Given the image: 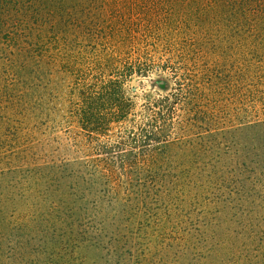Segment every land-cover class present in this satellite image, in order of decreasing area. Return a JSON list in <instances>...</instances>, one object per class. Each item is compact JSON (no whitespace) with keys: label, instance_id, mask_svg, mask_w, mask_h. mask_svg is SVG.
<instances>
[{"label":"rangeland","instance_id":"rangeland-1","mask_svg":"<svg viewBox=\"0 0 264 264\" xmlns=\"http://www.w3.org/2000/svg\"><path fill=\"white\" fill-rule=\"evenodd\" d=\"M197 1L72 0L71 5L76 6L73 10L79 14L77 21L84 27V32L79 34L66 15L64 19L68 25L67 42L76 47L84 46L87 62H91V58L96 56L95 53H113L120 57L142 60L145 65L156 69L150 70L152 72L149 76L134 75L129 78L121 93L136 102L133 112L137 113L138 119L148 99L170 96L175 114L172 118L174 126L166 132L167 139L173 141L183 134L181 138H185L180 140L184 141V145L186 140L194 138L193 135L210 129H238L257 123L255 128L246 129L241 135L237 133L235 141L240 137V142L236 148L247 152L254 144L257 153L264 157V26L238 25L239 23L229 22L228 19L207 21L206 24L200 23L201 21L183 25L181 23L184 21L177 23L180 18L184 19L187 15L191 16L200 11L197 10ZM220 13L221 16V10ZM72 16L69 18H75ZM71 30L75 32H70ZM159 81L166 82L165 88L159 86ZM74 82L76 80L65 73L51 77V81L39 82L41 84L33 89L32 98L28 96V99H22V102L27 101V106L21 105L19 99H12L4 94L2 96L0 90V172L1 169L8 168L10 160L14 167H28L30 163H42L37 160L41 155H47V160L60 161L63 153L82 158L91 157L90 160L99 154L98 143L87 142L86 146L76 144V135L80 130L77 124L79 119L77 123L70 119L73 118L72 101L79 102L80 99L72 98ZM95 92L104 91L97 89ZM19 93L12 92L14 96ZM29 102H32L30 107ZM189 122L196 123L192 130L188 126H182ZM128 125L127 122L114 124L109 135L101 140L110 144L116 143L118 133ZM103 151H100L97 159ZM255 151L256 149L253 150ZM252 161L255 163H251L240 176L248 188H258V195L254 191L256 197L253 203H243L244 208H248L246 213H249V217L245 214L244 220L249 221L241 224L239 218V221L227 222L232 216L231 211L219 207L213 212L209 207L206 214V208L202 205L200 212L195 211L199 213L198 218L192 214L187 218V224L179 225L181 230L188 226L194 235L203 232L205 241L198 240L197 244L189 248L192 254L188 251L180 259V253L174 249L163 250L158 244L151 248L145 246L144 250L147 251L143 253L148 252L150 261H144V264H185L190 261L189 264H220L225 257L218 249L230 240L238 244L232 258L230 257L233 252L228 257V264H232L236 258L245 262L244 264H264V160ZM97 164L103 166L98 160L93 162V166ZM98 176L95 171L90 176L94 185L80 180L75 187L68 184L64 191V201L71 199L74 196L72 194L76 193L86 196L85 205L89 206L88 212L81 213L82 221L91 230V237L86 243L88 247L78 249L74 259L70 261L71 264H100L99 257L106 259L110 252L109 247L103 249L107 242L104 235L115 231L117 223H127L134 229V225L140 221L136 215H129L123 223V219L127 218L124 214H116L108 219L93 210L91 205L96 195L105 191L103 186L95 184ZM3 178L11 181L3 182ZM0 181V237H4L0 239V243H3L0 247V264H32L40 263L41 259L49 264H57L54 259L59 256L67 259L68 253L65 256L66 251L61 248V244L46 248L41 246L51 240L46 241L43 238L45 233L42 237L38 224L47 225L46 220L50 222V218L55 217L49 208L55 201L48 198L49 203L45 204L42 193H33L30 205H25L34 189L33 181L17 184L13 180V174L9 173L0 175ZM57 188L59 190L55 188L52 192L61 193L65 186ZM78 188L82 189L79 193ZM58 193L55 195L56 200L59 199ZM120 196H124L123 192ZM58 215L64 216L60 211ZM218 228L219 235L214 236V231ZM67 231L65 228L58 234L64 235L61 232ZM245 241L252 242L249 247L253 252L249 257L246 255V248L241 249ZM211 244H214V253L208 251ZM119 262L141 263H125L118 256L107 259V264ZM61 264H65V260Z\"/></svg>","mask_w":264,"mask_h":264},{"label":"trees","instance_id":"trees-1","mask_svg":"<svg viewBox=\"0 0 264 264\" xmlns=\"http://www.w3.org/2000/svg\"><path fill=\"white\" fill-rule=\"evenodd\" d=\"M71 1L0 0L2 96L4 94L6 97L19 99L21 105L27 106V101L22 102V99H28V96L32 98L33 89L41 84L39 82L51 81V77L63 73L70 75L76 80L72 98L78 97L81 102L80 104L72 101L73 118L70 120L77 123L79 119L77 124L80 129L76 135V144L86 146L87 142L98 143L99 154L102 149L104 150L99 159H97L99 154L90 160L91 157L82 158L63 153L60 161H52L54 159L50 161L47 160V155L44 157L41 155L37 160L42 163L14 167L13 161L10 160L8 168L1 169L0 175L13 174V180L17 184L26 183L28 180L34 182V189L25 205H30L33 193H42L45 204L49 203L48 198L55 201L49 207L55 217H51L50 222L46 220L47 225L38 224L39 233L41 235L45 233L42 237L46 238V241L51 240L41 246L46 248L61 244V248L66 251L65 256L67 253L68 256L67 259L60 256L54 259L57 264H61L63 260L65 264H71L70 261L74 259L77 250L88 247L86 243L91 237V230L81 219V213H86L89 209V206L85 205L86 196L73 193L75 197L64 201L66 198L64 191L68 184L75 187L80 180L85 184L94 185L90 179L94 171L99 175L95 179V184L103 186L105 191L96 195L91 205L93 210L108 219H112L116 214H124L127 218L123 219V223L129 215L140 218L134 229L127 223L124 225L117 223V228L114 229L116 232L111 231L104 235L107 242L103 249L109 247L110 252L106 259L99 257L100 264H107V259L111 260L117 256L123 258L125 263L139 261L140 264H144V261H150L148 252L143 253L147 251L144 247L151 248L156 244L163 250L174 249L180 253L179 259L184 254H192L189 251L190 246L197 244L198 240L205 241L203 232L194 235L188 226L181 230L179 223L187 224V218L192 214L198 218L199 213L195 211L200 212L202 205L206 208V214L209 207L213 212L219 207L231 211L232 216L227 222L239 221V218L241 224L249 221L244 220L245 214L249 217V213H246L248 208H244L243 203L252 204L256 197L254 191L258 195V188L254 190L248 188L240 176L247 171L251 163H255L252 160L264 159L261 153H257L254 144L247 152L239 151L236 147L240 137L237 141L235 138L237 133L241 135L246 129L255 128L257 123L244 125L238 129H210L193 135L194 138L186 140L184 145H182L184 141H181L185 138H181L183 134L173 141L167 139L166 132L174 126L172 118L175 114L170 96L148 99L138 119L137 113L133 112L136 102L121 93L129 78L134 75L149 76L156 69L145 65L142 60L120 57L113 53H95L96 56L91 58V62H87L84 46L76 47L67 42L68 25L64 19L66 15L79 34L84 32V27L77 21L79 14L73 10L76 6L71 5ZM197 6L199 12L187 15L184 19L180 18L177 23L184 21L181 23L183 25L194 21L205 23L228 19L229 22L239 23L238 25L264 26V0H198ZM72 15L75 18L70 19ZM158 83L160 87L165 88V81ZM95 89L104 92L98 93ZM13 91L20 93L14 96ZM31 103L29 102L28 107ZM124 122L129 125L120 130L116 143L110 144L101 140L102 137L109 135L114 124ZM190 122L182 126L184 128L188 126L189 130H192L196 123ZM185 148L191 150H183ZM25 155L27 156L26 153ZM96 160L103 166L100 164L93 166ZM3 179V182L11 181ZM61 185L65 186L61 193L52 192L55 188L59 190L57 187ZM81 191L82 189H77L78 193ZM119 192H123L124 196L121 197ZM56 193L58 200L55 199ZM59 211L65 218L58 215ZM55 222L61 225H56ZM65 228L68 229L67 233L58 234ZM215 235H219V228L214 231ZM53 236L59 239H54ZM64 237L67 238L62 241ZM2 238L4 237H0ZM250 243L252 242L245 241L241 246V249L246 248L247 257L253 252L249 247ZM236 244L238 243L230 240L228 244L218 249L219 253L227 258V260L224 258L223 263L219 261L220 264L229 263L228 257ZM2 245L3 243H0V247ZM208 251L214 253V244H211ZM234 254L233 252L230 258ZM1 259L0 254V261ZM39 262L32 264H49L43 259ZM244 263L238 258L232 262Z\"/></svg>","mask_w":264,"mask_h":264}]
</instances>
